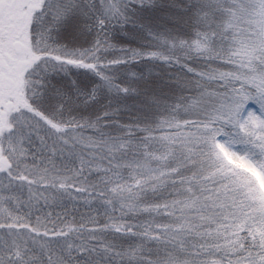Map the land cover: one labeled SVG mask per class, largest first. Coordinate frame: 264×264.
<instances>
[{
  "label": "snow or ice",
  "instance_id": "obj_1",
  "mask_svg": "<svg viewBox=\"0 0 264 264\" xmlns=\"http://www.w3.org/2000/svg\"><path fill=\"white\" fill-rule=\"evenodd\" d=\"M0 264H264V0H0Z\"/></svg>",
  "mask_w": 264,
  "mask_h": 264
}]
</instances>
